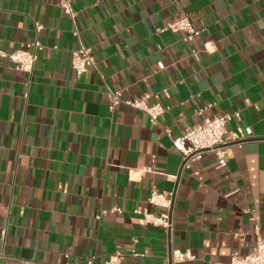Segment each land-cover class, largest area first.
I'll use <instances>...</instances> for the list:
<instances>
[{
  "label": "crops",
  "instance_id": "crops-1",
  "mask_svg": "<svg viewBox=\"0 0 264 264\" xmlns=\"http://www.w3.org/2000/svg\"><path fill=\"white\" fill-rule=\"evenodd\" d=\"M73 8L75 21L60 0H0V52L43 45L31 74L0 56V264L103 263L116 253L124 264H172L186 250L196 259L182 264H228L249 255L264 237V0ZM181 16L205 31L191 42L161 32ZM81 46L96 64L78 77L72 53ZM118 91L161 104L160 126L123 105L111 110ZM234 113L241 118L228 129L251 138L229 148L227 167L205 154L182 170L169 135ZM154 189L174 193L171 234L134 213L162 214L147 203Z\"/></svg>",
  "mask_w": 264,
  "mask_h": 264
},
{
  "label": "built area",
  "instance_id": "built-area-1",
  "mask_svg": "<svg viewBox=\"0 0 264 264\" xmlns=\"http://www.w3.org/2000/svg\"><path fill=\"white\" fill-rule=\"evenodd\" d=\"M75 2L76 0H60V7L72 21L76 19V13L73 8ZM43 29L44 27L41 23L36 24L37 33H41ZM164 31L174 34L182 33L185 35L184 42H191L205 30L196 29L188 16H181L161 30V32ZM74 35L79 37L78 32H75ZM42 50L43 45L41 41L36 40L23 49L11 53L0 52V56L13 63L17 71L31 74L36 67L39 54ZM95 64L92 51L84 46H81L72 53V68L78 77L85 75L91 68L95 67ZM110 100L111 110L123 105L127 108L140 111L146 114L150 123L156 127L160 126L159 119L166 112V109L161 104L149 105L148 97L126 100L121 91L111 93ZM240 118V113L215 116L207 118L202 123L187 129L181 137L173 138L169 135L174 149L182 157V170H189L192 163L201 160L205 154H214L219 167L226 168L228 165L229 148L231 146H241L251 138L250 130L241 126H237L234 130L228 129L230 123L240 120ZM147 203L152 207L163 210L162 214L157 216L146 209H136L134 213L142 216L146 223L162 228L166 233L171 234L174 229V193H162L154 189L147 199ZM112 212L121 213L122 210L115 208ZM134 256L137 255L134 253ZM67 259L68 255L65 256V260ZM195 259L196 257L190 250L175 251L172 254V264H182L194 261ZM64 264L71 263L65 261ZM82 264H124V255L116 253L103 263H96L94 259H88ZM228 264H264V237H258L256 248L249 255H234Z\"/></svg>",
  "mask_w": 264,
  "mask_h": 264
}]
</instances>
